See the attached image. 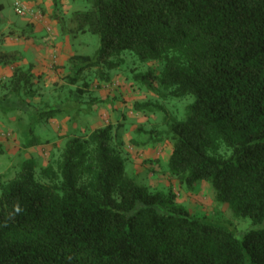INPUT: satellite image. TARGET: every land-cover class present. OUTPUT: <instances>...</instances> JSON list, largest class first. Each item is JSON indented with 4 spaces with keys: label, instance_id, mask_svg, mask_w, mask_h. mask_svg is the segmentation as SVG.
<instances>
[{
    "label": "trees",
    "instance_id": "obj_1",
    "mask_svg": "<svg viewBox=\"0 0 264 264\" xmlns=\"http://www.w3.org/2000/svg\"><path fill=\"white\" fill-rule=\"evenodd\" d=\"M83 1L70 31L97 34L100 45L71 55L70 82L85 69L111 81L127 53L157 63L134 80L165 100L194 97L183 118L163 116L169 172L188 189L207 182L252 226L238 236L191 212L173 189L138 183L113 143L118 125L108 123L69 135L43 165L26 157L0 178V264H264V0ZM22 59L18 49L0 50V66H12L5 113L37 94L41 75ZM133 107L165 110L152 98ZM62 108L34 109L31 123L14 128L23 148L43 141L37 125Z\"/></svg>",
    "mask_w": 264,
    "mask_h": 264
},
{
    "label": "rangeland",
    "instance_id": "obj_2",
    "mask_svg": "<svg viewBox=\"0 0 264 264\" xmlns=\"http://www.w3.org/2000/svg\"><path fill=\"white\" fill-rule=\"evenodd\" d=\"M26 1L37 5H30L34 9L33 15L17 13L13 0H0V50H20L23 59L18 64L33 63L35 74L39 73L41 77L39 80L35 78L33 87L37 94L33 97H22L23 100L17 102L13 111L5 113L0 107V143H5L7 150L0 154V178L12 174L17 164L26 157L34 158L38 166L43 165L69 135L83 134L97 126L112 123L118 125L113 143L126 157L127 171L138 183L152 189H173L178 201L191 212L218 218L219 224L238 236L249 229L252 226L250 217L236 216L227 204L218 203L207 182L203 181L196 188L188 189L186 185H180L168 170L172 143L165 132L163 116L167 114L183 118L187 105L194 97L186 95L165 100L136 82L134 72L156 67L157 63L143 64L129 53L125 55L124 65L113 71L109 82L97 81L93 71L88 69L76 73V82H70L69 75L75 74L71 55L93 54L100 45L97 34L70 31L73 26L72 12L86 8L85 2L57 0L56 4L55 0ZM60 18L64 20L63 27ZM47 55L50 66L41 63L38 67V61H43ZM11 69V65L0 66V95L6 90L2 82L9 80ZM85 78L89 82L87 90H84L83 85ZM150 98L163 103L165 110L134 109L136 100ZM47 105L62 106V112L48 122L37 125L36 135L43 140L41 143L23 148L20 132L18 135L14 130H22L24 123L32 122L33 110L38 112ZM27 108L29 113H23ZM19 116L24 119L21 123L17 121Z\"/></svg>",
    "mask_w": 264,
    "mask_h": 264
},
{
    "label": "built area",
    "instance_id": "obj_3",
    "mask_svg": "<svg viewBox=\"0 0 264 264\" xmlns=\"http://www.w3.org/2000/svg\"><path fill=\"white\" fill-rule=\"evenodd\" d=\"M15 11L21 15H33L34 9L30 7L24 0H13ZM50 30V27H48Z\"/></svg>",
    "mask_w": 264,
    "mask_h": 264
},
{
    "label": "crops",
    "instance_id": "obj_4",
    "mask_svg": "<svg viewBox=\"0 0 264 264\" xmlns=\"http://www.w3.org/2000/svg\"><path fill=\"white\" fill-rule=\"evenodd\" d=\"M49 57H48V55L46 56V58L42 61H38V63H37V65H38V67H39V64H41V63H43V64H45L46 66H50L49 65V59H48ZM35 71V70H34ZM4 146H6V144L4 143Z\"/></svg>",
    "mask_w": 264,
    "mask_h": 264
}]
</instances>
